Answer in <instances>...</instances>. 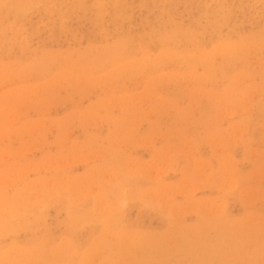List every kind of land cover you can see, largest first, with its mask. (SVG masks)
Listing matches in <instances>:
<instances>
[{"label":"rangeland","instance_id":"rangeland-1","mask_svg":"<svg viewBox=\"0 0 264 264\" xmlns=\"http://www.w3.org/2000/svg\"><path fill=\"white\" fill-rule=\"evenodd\" d=\"M11 1L0 264H264V0Z\"/></svg>","mask_w":264,"mask_h":264},{"label":"bare ground","instance_id":"bare-ground-1","mask_svg":"<svg viewBox=\"0 0 264 264\" xmlns=\"http://www.w3.org/2000/svg\"><path fill=\"white\" fill-rule=\"evenodd\" d=\"M4 1H5V0H4ZM4 1H2V2L0 1V4H1V3H4ZM9 1H11V0H9ZM16 1H17V0H16ZM11 2H12V1H11ZM11 2H9L10 4L5 2V4H4L5 7H4V8H6L7 4H8L9 7H10V5H12ZM13 2H14V0H13ZM27 2H28V1H27ZM35 2H37V0H35ZM20 3H22V2H20V1L18 2V1H17V4H18V5H19ZM17 4H15V5H17ZM13 5H14V4H13ZM18 5H17V6H18ZM20 5H21V4H20ZM20 5H19V6H20ZM22 5H23V3H22ZM1 6H2V5H0V7H1ZM17 6H14V7H17ZM7 7H8V6H7ZM23 7H24V6H23ZM25 7L27 8L26 5H25ZM30 7H31V6H30ZM11 8H12V7H11ZM19 8H20V7H19ZM21 8H22V6H21ZM14 9H16V8H14ZM17 9H18V8H17ZM23 9H24V8H23ZM1 10H2V8H1ZM26 10H27V9H26ZM6 11H8L7 13H9V8H8ZM12 11H13V10H12ZM23 11H24V10H23ZM10 12H11V10H10ZM11 13H12V12H11ZM254 91H255V90H254ZM249 96H250V95H249ZM242 101H243V100H242ZM239 104H240V103H239ZM242 106H243V105H242ZM155 167H156V166H155ZM159 168H160V167H159ZM166 203H167V202H166ZM16 204H17V203H16ZM13 205H14V204H13ZM17 206H18V205H17ZM1 207H3V206H1ZM17 208H18V207H17ZM17 208H16V210H17ZM176 209H177V208H176ZM3 210H4V209H3ZM14 210H15V209H14ZM15 212H16V211H15ZM6 213H7V212H6ZM6 213H4V214H6ZM18 213H19V212H18ZM1 215H2V214H1ZM7 215H8V213H7ZM6 217H7V216H6ZM8 217H10V215H9ZM4 219H5V217H4ZM8 220H10V219L8 218ZM0 221H1V220H0ZM4 222H6V221H4ZM7 222H8V223H7ZM7 222H6V223H7V225L9 226L10 223H9V221H7ZM10 222H11V221H10ZM12 222H13V221H12ZM12 222H11V223H12ZM17 222H19V221H17ZM5 225H6V224H5ZM13 225H14V224H13ZM16 225H17V224H16ZM10 226H11V224H10ZM14 226H15V225H14ZM11 227H12V226H11ZM11 227H10V229H11ZM2 228H3V230H4V228H7V230H8L9 227L2 225V226L0 227V233H1V231H2V230H1ZM14 228H15V227H14ZM3 233H4V231H3ZM43 253H44V252H43ZM13 254H14V253H13ZM6 255H10V254H6ZM41 255H42V254H41ZM20 256H21V254H20ZM36 259H38V257H37ZM36 259H35V260H36ZM41 259H42V258H41ZM39 260H40V259H39ZM39 260H37V261H39ZM16 261H17V260H16ZM33 261H34V260H33ZM33 261H32V262H33ZM37 261H36V262H37ZM38 263H39V262H38ZM40 263H41V261H40ZM15 264H16V263H15Z\"/></svg>","mask_w":264,"mask_h":264}]
</instances>
